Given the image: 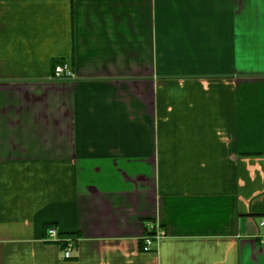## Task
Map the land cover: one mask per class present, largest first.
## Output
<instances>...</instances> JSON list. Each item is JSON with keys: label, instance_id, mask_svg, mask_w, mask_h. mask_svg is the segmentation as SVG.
Listing matches in <instances>:
<instances>
[{"label": "crops", "instance_id": "0c3cea01", "mask_svg": "<svg viewBox=\"0 0 264 264\" xmlns=\"http://www.w3.org/2000/svg\"><path fill=\"white\" fill-rule=\"evenodd\" d=\"M263 221L264 0H0V264H264Z\"/></svg>", "mask_w": 264, "mask_h": 264}, {"label": "built area", "instance_id": "2783aa9c", "mask_svg": "<svg viewBox=\"0 0 264 264\" xmlns=\"http://www.w3.org/2000/svg\"><path fill=\"white\" fill-rule=\"evenodd\" d=\"M53 77L58 80H70L75 78L74 71L70 68L68 64H57L54 69ZM264 225V221L262 223ZM160 234V233H159ZM159 234L151 235L150 233L144 236V250L149 251L152 249L153 245L158 241ZM46 240L48 242L59 243L63 245L65 258L72 257V249L75 244V238L71 236L62 235L57 227L49 226L47 229Z\"/></svg>", "mask_w": 264, "mask_h": 264}, {"label": "trees", "instance_id": "16d2710c", "mask_svg": "<svg viewBox=\"0 0 264 264\" xmlns=\"http://www.w3.org/2000/svg\"><path fill=\"white\" fill-rule=\"evenodd\" d=\"M151 234V233H150ZM153 234V233H152Z\"/></svg>", "mask_w": 264, "mask_h": 264}, {"label": "bare ground", "instance_id": "6f19581e", "mask_svg": "<svg viewBox=\"0 0 264 264\" xmlns=\"http://www.w3.org/2000/svg\"><path fill=\"white\" fill-rule=\"evenodd\" d=\"M144 243V242H143Z\"/></svg>", "mask_w": 264, "mask_h": 264}]
</instances>
